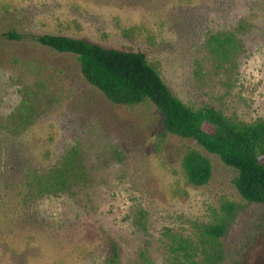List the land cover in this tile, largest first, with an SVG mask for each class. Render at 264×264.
Instances as JSON below:
<instances>
[{
    "label": "rangeland",
    "instance_id": "1",
    "mask_svg": "<svg viewBox=\"0 0 264 264\" xmlns=\"http://www.w3.org/2000/svg\"><path fill=\"white\" fill-rule=\"evenodd\" d=\"M0 264H264V206L243 200L236 172L196 141L168 135L149 102H109L81 75L75 55L30 36L61 34L141 51L186 105L231 119L264 117V0H0ZM231 32L240 48L219 61L209 35ZM205 154L212 175L186 183L181 157ZM69 155L84 169L63 190L34 195L28 176ZM238 204L216 242L202 228L220 202Z\"/></svg>",
    "mask_w": 264,
    "mask_h": 264
},
{
    "label": "trees",
    "instance_id": "2",
    "mask_svg": "<svg viewBox=\"0 0 264 264\" xmlns=\"http://www.w3.org/2000/svg\"><path fill=\"white\" fill-rule=\"evenodd\" d=\"M20 40L24 36L6 31L0 38ZM38 44L58 53L76 56L84 80L99 90L113 104L137 105L151 103L160 113L163 125L155 141L156 149L168 135L196 141L207 153L217 155L221 162L236 172L234 187L248 203L264 206V117L252 122L229 118L221 110L203 105L197 108L186 105L176 97L141 51L106 48L82 38L61 34L30 36ZM209 51L219 61L229 60L240 48L231 32L209 35ZM181 168L187 184L206 185L212 175L210 159L195 148H187L181 157ZM84 176L83 167L73 155L46 175L28 176L30 191L34 195L63 190L73 179V174ZM238 204L220 202V216L202 228L206 240L216 242L222 237L238 209ZM103 264H119V247L110 240ZM191 264H211L191 261Z\"/></svg>",
    "mask_w": 264,
    "mask_h": 264
}]
</instances>
